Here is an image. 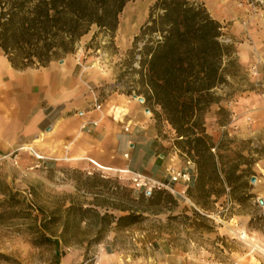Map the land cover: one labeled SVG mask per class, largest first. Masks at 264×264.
I'll return each mask as SVG.
<instances>
[{
  "label": "rangeland",
  "instance_id": "1",
  "mask_svg": "<svg viewBox=\"0 0 264 264\" xmlns=\"http://www.w3.org/2000/svg\"><path fill=\"white\" fill-rule=\"evenodd\" d=\"M190 1L203 4L223 27L222 42L233 47L246 76V82L236 81L235 92L224 89L221 102L209 108L204 120L206 133L215 143H223L220 154L234 159L240 153L253 162L247 188H226L220 198L210 199L206 209L199 208L186 191L184 200L160 190L171 199L157 206L140 204L149 210L145 219L117 230L114 223L109 225L111 218L101 221L93 212L118 218L121 209L139 207L133 200L140 194L144 199L150 196L132 189L120 174L50 161L55 154L43 131L31 143L0 151V264H96L102 249L112 253L118 264H264V128L256 126V115H264V65L256 56L242 60L251 39L262 42L264 52L260 33L264 32V0ZM155 2L127 3L112 45L101 36L91 44L94 29L77 44L71 56H78L79 63L106 81L100 87V101L133 88L120 76L130 64L133 40ZM219 108L227 115L220 114ZM152 116L180 160L174 170L192 166L195 173L193 164L174 147V132L169 136L170 131L163 130L169 125ZM24 146L31 150H23Z\"/></svg>",
  "mask_w": 264,
  "mask_h": 264
},
{
  "label": "trees",
  "instance_id": "2",
  "mask_svg": "<svg viewBox=\"0 0 264 264\" xmlns=\"http://www.w3.org/2000/svg\"><path fill=\"white\" fill-rule=\"evenodd\" d=\"M132 1L136 0H0V51L12 69L25 71L74 54L92 29L91 44L101 36L112 45L119 16ZM222 31L201 3L156 0L120 76L133 86L123 94L141 96L155 120L173 130L174 147L195 168L186 194L201 209L226 188L246 189L253 164L240 153L234 159L223 156L218 152L223 143L206 133L209 108L221 102L225 88L235 92L236 81L246 82L233 47L222 42ZM219 113L227 115L223 108ZM165 198L170 196L162 191L148 199L140 194L133 200L139 207L121 209L118 218L93 213L101 221L111 218L109 225L114 223L115 229H125L145 219L149 210L140 204L157 206Z\"/></svg>",
  "mask_w": 264,
  "mask_h": 264
},
{
  "label": "crops",
  "instance_id": "3",
  "mask_svg": "<svg viewBox=\"0 0 264 264\" xmlns=\"http://www.w3.org/2000/svg\"><path fill=\"white\" fill-rule=\"evenodd\" d=\"M260 33L262 39L264 32ZM251 41L242 51V60L257 57L259 65H264L262 42ZM62 60V64L59 60L45 68L16 71L0 51V151L31 143L44 131L55 154L50 161H65L90 172L128 170L168 182L167 170L179 166L180 160L170 150V140L162 138L165 132L146 112L145 101L119 93L100 101V87L106 81L79 63L78 56ZM256 116V126L264 128V115ZM163 130L172 136L169 126ZM181 171L194 174L192 166ZM173 186L176 191L183 188ZM101 252L96 264H118L112 253Z\"/></svg>",
  "mask_w": 264,
  "mask_h": 264
},
{
  "label": "built area",
  "instance_id": "4",
  "mask_svg": "<svg viewBox=\"0 0 264 264\" xmlns=\"http://www.w3.org/2000/svg\"><path fill=\"white\" fill-rule=\"evenodd\" d=\"M115 173L120 174L124 178H126V180L130 183L132 189L143 192L145 196H150L151 193L155 190H166L172 195H176L185 200V191L187 189V186L191 182V175L188 172L174 169L167 170L168 182L166 183L157 182L144 175L131 173L128 170H121ZM175 184H181L183 186V190L176 191L173 188V185Z\"/></svg>",
  "mask_w": 264,
  "mask_h": 264
},
{
  "label": "water",
  "instance_id": "5",
  "mask_svg": "<svg viewBox=\"0 0 264 264\" xmlns=\"http://www.w3.org/2000/svg\"><path fill=\"white\" fill-rule=\"evenodd\" d=\"M59 63L62 64L63 63V60H60ZM132 98L136 99L140 103H143L144 102V99L141 98V97H137V96L133 95ZM146 112L149 113V110L147 109ZM254 181H255V179L254 178H251V181L250 182L251 183H254ZM259 204L262 206L263 205V202L260 201Z\"/></svg>",
  "mask_w": 264,
  "mask_h": 264
}]
</instances>
